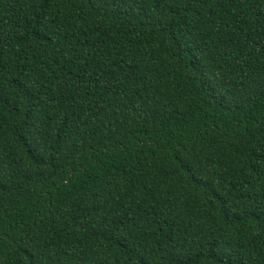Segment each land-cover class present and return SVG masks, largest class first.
Returning <instances> with one entry per match:
<instances>
[{
	"label": "trees",
	"instance_id": "trees-1",
	"mask_svg": "<svg viewBox=\"0 0 264 264\" xmlns=\"http://www.w3.org/2000/svg\"><path fill=\"white\" fill-rule=\"evenodd\" d=\"M0 264H264V0H0Z\"/></svg>",
	"mask_w": 264,
	"mask_h": 264
}]
</instances>
